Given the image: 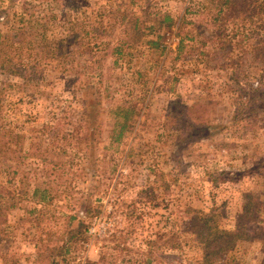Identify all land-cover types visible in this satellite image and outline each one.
I'll return each mask as SVG.
<instances>
[{
    "label": "rangeland",
    "instance_id": "1",
    "mask_svg": "<svg viewBox=\"0 0 264 264\" xmlns=\"http://www.w3.org/2000/svg\"><path fill=\"white\" fill-rule=\"evenodd\" d=\"M1 2L22 39L23 1ZM202 3L89 0L72 18L103 44L84 48L80 29L82 40L67 45L65 13L54 26L67 58L0 72V264H202L191 211L216 209L220 226L235 230L257 194L264 219V111L247 122L236 116L241 95L264 94V32L250 20L195 13ZM124 12L155 30L133 46L117 20ZM164 14L186 22L167 32L154 22ZM192 32L213 41L185 39L178 51ZM126 113L132 131L113 144ZM263 258L257 240L212 264Z\"/></svg>",
    "mask_w": 264,
    "mask_h": 264
},
{
    "label": "trees",
    "instance_id": "2",
    "mask_svg": "<svg viewBox=\"0 0 264 264\" xmlns=\"http://www.w3.org/2000/svg\"><path fill=\"white\" fill-rule=\"evenodd\" d=\"M22 14L18 18L20 29L23 32L22 39L15 31V27L10 28L9 12L3 9V4L0 0V72L10 75H19L23 71L36 70L48 58L62 59L67 58V48L63 49L61 37L66 39V44L79 39L82 40L83 35L78 33L79 30L85 32V37L89 38L83 46L88 50L93 51L96 46H100V37L92 31V27L86 26L78 17L73 20V15L82 13L89 7V0H22ZM190 7L186 9L188 14ZM204 11L207 14L215 12L217 18L228 20L229 17H234L243 20H250L258 24L259 28L264 32V0H203L198 11L199 14ZM68 17V25L66 27V36L61 35L59 38L56 35V27L54 21L59 15ZM186 14V15H187ZM98 16V14H97ZM101 24L104 22V16L100 14ZM122 18L117 20L125 24L128 30L129 42L133 46L140 43L143 37L146 36L145 29L155 30V27H147L143 29L142 19L137 16H131L124 12ZM106 17H114V15ZM7 19V21H5ZM224 20V21H225ZM4 21V22H3ZM155 26H160L172 32L175 26L180 30L181 26L186 22L185 16L181 19H174L168 14L163 17H156L154 20ZM194 26H199L198 22L192 23ZM12 25V24H11ZM88 28V29H87ZM191 34V37L186 35L181 37L178 51L184 47L185 39H203V46L208 41H213L211 34L198 32ZM194 34V35H192ZM93 37H92V36ZM179 36L181 34L178 33ZM166 33L163 36H158L157 39H165ZM189 39V40H190ZM85 41V39H83ZM152 44H159V41L152 40ZM89 44V45H88ZM103 44V43H101ZM257 51L261 57H264V36L258 41ZM88 45V47H86ZM263 48H260L261 46ZM157 46V45H156ZM86 49L82 54H86ZM210 56L208 53H203ZM256 92L255 99L249 98V94L241 95L239 101L242 100V106L239 107L238 122L240 120L251 119L260 111H264V94H257L261 91L259 88H254ZM261 93V92H260ZM258 105V106H254ZM93 105V104H92ZM89 105V107H93ZM246 113V115H244ZM131 113L124 114V121L116 124V128L112 133L111 141L113 144H120L127 133L131 132ZM251 124V123H249ZM213 129V128H211ZM262 203L261 197L257 194H251L247 197L243 207L240 222L235 230H226L220 226V215L218 210L212 209L208 213L203 211H191V230L197 239V243L201 246L202 264H212L221 260L228 252L236 249L241 243H252L257 240H264V219L262 218ZM2 207L0 206V211ZM105 262L103 257L99 262L87 261L86 264H102ZM264 264V258L263 262Z\"/></svg>",
    "mask_w": 264,
    "mask_h": 264
}]
</instances>
